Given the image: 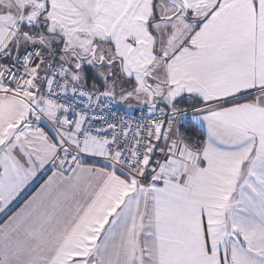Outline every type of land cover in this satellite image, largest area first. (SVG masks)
<instances>
[{
	"label": "snow or ice",
	"instance_id": "snow-or-ice-1",
	"mask_svg": "<svg viewBox=\"0 0 264 264\" xmlns=\"http://www.w3.org/2000/svg\"><path fill=\"white\" fill-rule=\"evenodd\" d=\"M0 264H264V0H0Z\"/></svg>",
	"mask_w": 264,
	"mask_h": 264
}]
</instances>
